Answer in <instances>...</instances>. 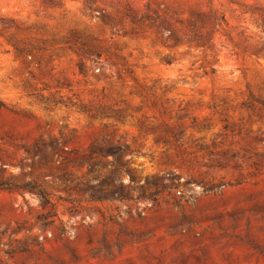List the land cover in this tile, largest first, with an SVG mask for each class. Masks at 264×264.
Returning <instances> with one entry per match:
<instances>
[{
  "label": "rangeland",
  "instance_id": "rangeland-1",
  "mask_svg": "<svg viewBox=\"0 0 264 264\" xmlns=\"http://www.w3.org/2000/svg\"><path fill=\"white\" fill-rule=\"evenodd\" d=\"M0 264H264V0H0Z\"/></svg>",
  "mask_w": 264,
  "mask_h": 264
}]
</instances>
